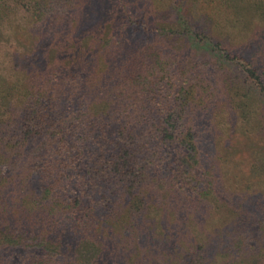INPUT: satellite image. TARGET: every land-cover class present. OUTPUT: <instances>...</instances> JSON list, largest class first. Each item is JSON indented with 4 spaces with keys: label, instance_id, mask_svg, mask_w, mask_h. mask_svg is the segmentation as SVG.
Returning a JSON list of instances; mask_svg holds the SVG:
<instances>
[{
    "label": "trees",
    "instance_id": "obj_1",
    "mask_svg": "<svg viewBox=\"0 0 264 264\" xmlns=\"http://www.w3.org/2000/svg\"><path fill=\"white\" fill-rule=\"evenodd\" d=\"M263 28L264 0H0V264H264V150L246 176L225 142L264 129Z\"/></svg>",
    "mask_w": 264,
    "mask_h": 264
},
{
    "label": "rangeland",
    "instance_id": "obj_2",
    "mask_svg": "<svg viewBox=\"0 0 264 264\" xmlns=\"http://www.w3.org/2000/svg\"><path fill=\"white\" fill-rule=\"evenodd\" d=\"M164 1H170V0H164ZM174 1V0H173ZM264 30V28H263ZM264 35V33H263ZM193 37V36H192ZM201 44L203 46H206L207 44L209 45V42L207 40H203L201 42ZM200 44L198 43L197 46H195L196 48L199 47ZM210 47V45H209ZM252 52H251V47L248 51H246V58L249 59V57H251ZM208 58H212L213 62L217 61L220 62L221 64H223L228 70H230L232 73H236L238 75L243 76V78H248V84H251V80L250 77H246V74H244L242 71L240 72L239 70V66L233 65L232 63H229L228 61H225V59H223L221 57V54L219 52L216 51H212L210 53L207 54ZM260 63V62H258ZM258 66V65H257ZM260 67V68H259ZM262 67H264V65L262 66H258V74L260 75V78L264 81V72L262 71ZM253 84L255 85V82H253ZM236 133H250V135L244 136V138H240ZM252 133V134H251ZM234 141H236V145L239 146V153H237V158L241 159V165H240V169L241 172L243 173V175H246L249 173V168H250V156L252 155L253 151L256 152H262L264 150V129L261 131H254V132H247V131H241V130H235L234 132H231L230 137L226 138L225 142H229V143H233ZM241 143V145H240ZM244 143H249L250 145H246V147L243 145ZM245 178H242V182L244 181ZM246 185L249 184L250 188L252 190H254L255 192H257L259 189L255 187L254 184L251 183V180H245ZM251 183V184H250ZM246 191V190H245ZM246 196L243 197V200H252L254 201V196H250L247 195L246 193H244ZM250 196V197H249ZM215 211H211L208 219L206 220V224L204 227L205 231H209L212 230L216 227H221L224 223H227L230 221V219H232V217L235 216L236 213H233L232 209L230 206L224 205V204H219L218 207H215ZM260 232L262 233V236L264 238V228L261 227L260 228ZM247 243H249V245L251 247H255V248H262V243L263 242H258L257 240H247ZM248 251H250L249 248H247ZM262 252V251H261ZM260 252V253H261ZM260 256V255H259ZM250 260H253L252 256H249L247 258H245V260L243 261V264H248ZM236 260H234L233 262H235ZM231 264H240V263H231ZM253 264H260V259H258L257 261L253 260Z\"/></svg>",
    "mask_w": 264,
    "mask_h": 264
}]
</instances>
